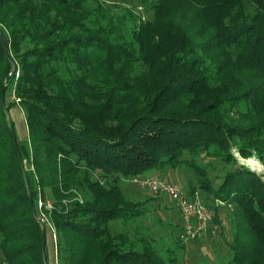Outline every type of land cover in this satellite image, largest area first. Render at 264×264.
Returning a JSON list of instances; mask_svg holds the SVG:
<instances>
[{
  "label": "trees",
  "instance_id": "16d2710c",
  "mask_svg": "<svg viewBox=\"0 0 264 264\" xmlns=\"http://www.w3.org/2000/svg\"><path fill=\"white\" fill-rule=\"evenodd\" d=\"M0 31L5 264H45L41 222L56 233L58 264H180L113 226L163 195L135 201L125 180L174 168L194 173L186 195L211 197L208 230L217 202L235 206L244 228L229 264H264V169L240 159L264 166V0H0Z\"/></svg>",
  "mask_w": 264,
  "mask_h": 264
},
{
  "label": "rangeland",
  "instance_id": "374dc122",
  "mask_svg": "<svg viewBox=\"0 0 264 264\" xmlns=\"http://www.w3.org/2000/svg\"><path fill=\"white\" fill-rule=\"evenodd\" d=\"M113 5V4H112ZM128 6H132L133 10L141 14L144 18L150 16L151 11L134 1ZM113 8L119 10L120 7L113 5ZM13 116L17 121L22 139L26 138L25 121L21 109L16 106L12 110ZM251 168L261 171L264 169L263 164L256 158H241ZM165 174H161L154 169L145 176H154L166 180L172 184L179 192L187 194L190 188V181L194 178V173L187 168L168 169ZM213 171V170H212ZM214 173V172H213ZM216 173H218L216 171ZM195 179V178H194ZM195 181V180H194ZM125 193L133 200L144 201L146 198L157 195L148 187H142L140 184L127 179L123 182ZM201 197L212 203L211 197L198 190ZM160 194V193H159ZM162 195V194H161ZM49 203L54 204L52 197ZM219 203L220 207L216 213L219 216V227L213 228L210 233L202 234L204 238L194 241H183L179 239L182 232V220L180 219L179 206L175 199L168 194H163L161 199H152L146 203L145 215L130 220L126 223L116 222L113 224L117 232H123L128 235V242L135 245H141V240L148 241L150 239L159 249L164 250L166 254L178 257L180 264H229L234 256L232 243L235 240V233L238 227L244 228L241 217L237 214L233 204ZM41 205V202L40 204ZM213 226H216L213 223ZM238 226V227H237ZM48 249L51 264H58L57 260V244L56 233L52 228L47 235ZM180 243L185 244L186 248L180 247ZM0 264H5L3 253L0 250Z\"/></svg>",
  "mask_w": 264,
  "mask_h": 264
},
{
  "label": "built area",
  "instance_id": "2783aa9c",
  "mask_svg": "<svg viewBox=\"0 0 264 264\" xmlns=\"http://www.w3.org/2000/svg\"><path fill=\"white\" fill-rule=\"evenodd\" d=\"M132 181L142 187L150 188L154 193L168 194L177 201L182 218L180 237L183 241L195 240L208 230L213 211L201 197L199 191H195L193 196H188L179 192L166 180L154 176L133 177Z\"/></svg>",
  "mask_w": 264,
  "mask_h": 264
},
{
  "label": "water",
  "instance_id": "95a60500",
  "mask_svg": "<svg viewBox=\"0 0 264 264\" xmlns=\"http://www.w3.org/2000/svg\"><path fill=\"white\" fill-rule=\"evenodd\" d=\"M0 37L2 39V42H3L4 48L6 50L7 56L10 57L9 46L7 44V40L5 38V35L1 31H0ZM16 69H17V66H16L15 62H12V70H11L10 75L14 74L16 72ZM7 87H8V83L5 82L4 85H3V90H2V94H1V101H2V105H3V108H4L5 114H6V120H7L8 126L10 128V131L12 133V136H13V139L15 141L16 147L18 149L19 159H20V163H21V166H22L23 174H24V177H25L26 185H27V191H28V195H29V200H30V205H31V208H32V212H33L34 216L36 217V219H39L38 215H37V211H36L35 205H34L32 193L30 191V186H29V183H28V178H27V173H26V167H25V164H24V160L22 158L17 132H16L15 126H14V124L12 122V117H11L10 111H9V109L7 107V103H6ZM41 229H42V251H43V255H44L45 264H47V261H46L47 229H46V225L43 222H41Z\"/></svg>",
  "mask_w": 264,
  "mask_h": 264
},
{
  "label": "crops",
  "instance_id": "0c3cea01",
  "mask_svg": "<svg viewBox=\"0 0 264 264\" xmlns=\"http://www.w3.org/2000/svg\"><path fill=\"white\" fill-rule=\"evenodd\" d=\"M25 126V125H24ZM25 128V130H26V126L24 127ZM26 134V133H25ZM27 137V136H26ZM159 172H161V174H165V173H167L169 170L168 169H164V170H158ZM220 207H222V206H220ZM179 214H180V219H182L181 218V212H180V209H179ZM219 225V224H218ZM217 224H216V226H214L215 227V229H217L219 226H218ZM182 227V226H181ZM212 227V225H210V228ZM206 233H210V230H208ZM206 233H204V235L206 234ZM204 235L202 236V237H200V240H202V238H204ZM198 240V239H197Z\"/></svg>",
  "mask_w": 264,
  "mask_h": 264
}]
</instances>
